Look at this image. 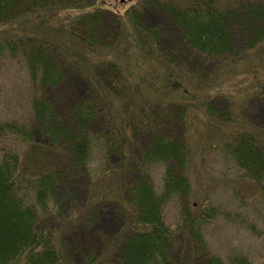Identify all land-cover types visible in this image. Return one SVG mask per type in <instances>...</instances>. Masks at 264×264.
<instances>
[{
    "label": "rangeland",
    "instance_id": "obj_1",
    "mask_svg": "<svg viewBox=\"0 0 264 264\" xmlns=\"http://www.w3.org/2000/svg\"><path fill=\"white\" fill-rule=\"evenodd\" d=\"M85 1L100 9L94 16L92 13L85 17L96 18V44L87 42L80 24L73 27L75 35L67 33L66 18L78 13L72 8L67 16L60 13V21L52 19L42 25L63 60L57 85L42 90L33 84L22 57L7 56L1 65L0 120H15L33 130L30 138L10 145L19 153L22 168L36 174L64 160L52 140L37 132L33 97L49 98L64 125L71 122L72 109L78 104L92 105L94 118L87 123L85 132L93 136H98V124L109 116L114 120L112 125L124 126L123 122L133 121L131 117L138 119L140 111L150 117L154 108L150 124L153 134L136 138V160L153 136L183 146L187 162L185 169L178 168L188 179L190 193L180 203L190 208L189 216H205L208 252L223 261L242 255L250 264H264V183L246 177L227 152L240 133L257 134V146L264 149V96L255 94L264 86V48L250 52L246 40L242 41L238 34L235 56L207 58L196 49H184L180 54L177 48L184 39L165 8L185 9V0ZM214 1L220 5L230 3ZM9 33L0 28V40ZM143 130L140 124L137 132ZM127 135L124 133L125 138L130 134ZM105 153L100 148L93 154V175L82 174L69 198L66 215L82 216L83 210L89 213H84V224L69 225L66 242L73 254L66 253L59 264H86L87 256H99L112 242L122 240V231L131 219L128 211L133 209L124 193L123 205L113 200H101L103 204L93 203L91 208L86 205L83 195H89L88 190L95 198L93 202L101 203L104 193L117 195V186L100 176L99 168L121 169L123 163L119 152L107 157ZM164 168V164L155 162L142 170L149 173L156 194L163 190ZM140 170L134 169V173L141 174ZM96 180L99 188L92 193L91 185ZM80 184L86 189L81 191ZM177 202L169 201L163 209V220L174 230L182 212ZM175 232L179 239L181 233L178 229ZM120 251L112 255L108 249L102 264L112 263L121 256ZM193 252L189 254L177 241L171 250L172 260L174 264H189ZM79 255L81 258L76 259Z\"/></svg>",
    "mask_w": 264,
    "mask_h": 264
},
{
    "label": "trees",
    "instance_id": "obj_2",
    "mask_svg": "<svg viewBox=\"0 0 264 264\" xmlns=\"http://www.w3.org/2000/svg\"><path fill=\"white\" fill-rule=\"evenodd\" d=\"M184 2L185 9L165 8L167 16L171 17L172 24L179 28L184 39V43L177 48L180 54L184 49H196L207 58L235 56L238 34L242 41L246 40L250 52L264 48V0H230L226 5L214 4V0ZM94 6L93 2L85 0H0V28L10 32L0 40V74L5 57H22L27 62L33 84L42 90L57 85L63 60L55 52L56 46L45 35L47 32L42 25L52 19L60 21V13L67 16L72 8L78 13L66 18L67 33L75 35L73 27L80 24L83 26L80 32L88 36L86 41L96 44L98 39L94 31L99 29L96 18H85L87 14L93 13L94 16L95 12H100ZM76 36L79 41L83 40ZM255 94L264 96V86ZM32 110L38 123L37 132L52 140L53 147L61 152L64 160L39 173H29L22 168L19 153L10 145L30 138L33 133L31 126L15 120H0V264H59L66 253L73 254L66 242L69 225L84 224L85 214L89 212L83 210L82 216L79 213L66 215L69 198L82 174L93 175L91 157L100 148L104 149L106 157L119 152L123 167L100 166V176L107 178L113 187L117 186L118 192L115 197L104 193L99 201L113 200L122 204L124 193L133 209V212L128 211L131 219L122 231L121 243L114 241L108 247L112 255L121 249V256L108 264H174L171 250L177 241L180 247L187 248L189 254L195 248L201 249L198 253L194 250L189 264H250L242 255L223 261L210 254L204 235L205 216L191 217L187 204L184 202L181 205L190 193L188 179L180 170L187 162L183 146L171 139L153 136L143 155L138 160L134 157L139 147L136 138L146 133L153 134L150 124L154 120V108L150 117L140 111L138 119L130 116L133 121L123 122L124 126L112 125L114 120L109 116L104 123L98 124V136L85 132L87 123L94 118V108L90 104L74 107L71 122L66 125L61 124L53 103L47 97H33ZM140 124L145 130L137 132ZM121 127L126 128L123 133ZM124 133L131 136L125 138ZM256 141L257 134L240 133L228 146L227 152L244 170L246 177L263 184L264 149L257 146ZM155 162L165 165L160 194H156L149 173L142 171L146 165ZM134 169H141V174L134 173ZM97 182L91 185L92 193L99 188ZM78 187L81 191L86 189L81 184ZM88 194L83 195L88 207L91 208L93 203L103 204L102 201L93 202L95 198L90 196L89 190ZM117 198L123 200L120 202ZM173 200H177L179 209H182L176 225L181 233L179 239L176 229L163 220L164 206ZM108 249H104L99 256H87L86 264H102L107 260L104 256ZM79 257L76 256V259Z\"/></svg>",
    "mask_w": 264,
    "mask_h": 264
},
{
    "label": "water",
    "instance_id": "obj_3",
    "mask_svg": "<svg viewBox=\"0 0 264 264\" xmlns=\"http://www.w3.org/2000/svg\"><path fill=\"white\" fill-rule=\"evenodd\" d=\"M119 2L123 3L125 1H130V0H118Z\"/></svg>",
    "mask_w": 264,
    "mask_h": 264
}]
</instances>
